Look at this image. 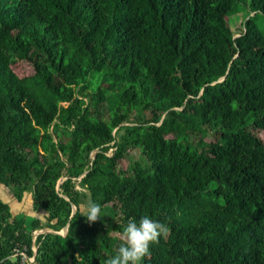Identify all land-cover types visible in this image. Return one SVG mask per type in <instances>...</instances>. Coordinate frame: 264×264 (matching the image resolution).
Listing matches in <instances>:
<instances>
[{
	"label": "trees",
	"instance_id": "obj_1",
	"mask_svg": "<svg viewBox=\"0 0 264 264\" xmlns=\"http://www.w3.org/2000/svg\"><path fill=\"white\" fill-rule=\"evenodd\" d=\"M240 1L0 0V185L43 212L0 198V264H104L145 215L169 232L141 264H264V0L235 34Z\"/></svg>",
	"mask_w": 264,
	"mask_h": 264
},
{
	"label": "clouds",
	"instance_id": "obj_2",
	"mask_svg": "<svg viewBox=\"0 0 264 264\" xmlns=\"http://www.w3.org/2000/svg\"><path fill=\"white\" fill-rule=\"evenodd\" d=\"M102 207L99 203L88 201L83 216L88 222H96L101 216ZM168 226L145 215L139 220L129 218L122 232L115 233L119 238V247L114 256L109 257L104 264H141V261L151 255V246L159 242L161 236H167Z\"/></svg>",
	"mask_w": 264,
	"mask_h": 264
},
{
	"label": "rangeland",
	"instance_id": "obj_3",
	"mask_svg": "<svg viewBox=\"0 0 264 264\" xmlns=\"http://www.w3.org/2000/svg\"><path fill=\"white\" fill-rule=\"evenodd\" d=\"M248 1V0H247ZM247 10L248 8L245 6L243 1L241 0L240 3L237 5V12L234 14H231L228 19V24L230 28L236 32L235 34H238L239 29L241 28V21L245 17H247ZM251 14V13H250ZM258 21H262L260 28L264 30V17L259 16ZM12 69L16 74L19 76H25L28 74H31L32 66L29 62L25 60H17L12 64ZM255 132L264 139V132L260 130H255ZM205 140H210L211 137L206 136L204 138ZM95 150L92 151V156ZM108 152H111V149H109ZM139 151L138 149H130L128 151V157L122 159L119 163L120 168H126L128 165L131 166L133 161H135L137 158H139ZM0 198L4 201H7L11 204V210L12 212H17L18 216H26V217H32V216H38L40 217L43 215V212L35 211L31 205V195L29 193H24L22 199L20 201H17L14 196L12 195V192L2 185H0ZM19 213V214H18ZM40 232H43L42 229L35 230L33 232V235H36ZM61 232V230H59ZM63 233V232H62ZM65 233V232H64ZM34 238V237H33ZM36 246L32 245L33 251H35ZM26 256V255H25ZM27 257V256H26ZM27 264H32L33 257H27Z\"/></svg>",
	"mask_w": 264,
	"mask_h": 264
},
{
	"label": "water",
	"instance_id": "obj_4",
	"mask_svg": "<svg viewBox=\"0 0 264 264\" xmlns=\"http://www.w3.org/2000/svg\"><path fill=\"white\" fill-rule=\"evenodd\" d=\"M94 154V153H93ZM72 209L74 210L75 209V206L72 204ZM67 226L68 225H66V226H64L62 229H61V232H59V231H57V233H59V234H65L64 232H66V230H67ZM43 230V232H55V231H52V230H49V229H42ZM63 232V233H62ZM35 250H36V248H35ZM35 252V251H34Z\"/></svg>",
	"mask_w": 264,
	"mask_h": 264
},
{
	"label": "built area",
	"instance_id": "obj_5",
	"mask_svg": "<svg viewBox=\"0 0 264 264\" xmlns=\"http://www.w3.org/2000/svg\"><path fill=\"white\" fill-rule=\"evenodd\" d=\"M21 254H22L23 258L25 259V261L27 262L28 258L25 256L24 252H21Z\"/></svg>",
	"mask_w": 264,
	"mask_h": 264
},
{
	"label": "crops",
	"instance_id": "obj_6",
	"mask_svg": "<svg viewBox=\"0 0 264 264\" xmlns=\"http://www.w3.org/2000/svg\"><path fill=\"white\" fill-rule=\"evenodd\" d=\"M13 214H17V212H12ZM19 214V213H18Z\"/></svg>",
	"mask_w": 264,
	"mask_h": 264
},
{
	"label": "bare ground",
	"instance_id": "obj_7",
	"mask_svg": "<svg viewBox=\"0 0 264 264\" xmlns=\"http://www.w3.org/2000/svg\"><path fill=\"white\" fill-rule=\"evenodd\" d=\"M37 216V215H36Z\"/></svg>",
	"mask_w": 264,
	"mask_h": 264
}]
</instances>
